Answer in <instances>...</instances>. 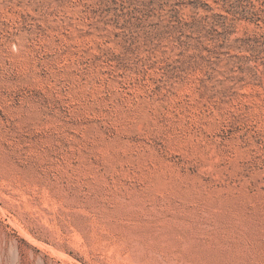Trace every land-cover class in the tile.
Segmentation results:
<instances>
[{"label": "rangeland", "instance_id": "obj_1", "mask_svg": "<svg viewBox=\"0 0 264 264\" xmlns=\"http://www.w3.org/2000/svg\"><path fill=\"white\" fill-rule=\"evenodd\" d=\"M0 264H264V0H0Z\"/></svg>", "mask_w": 264, "mask_h": 264}]
</instances>
